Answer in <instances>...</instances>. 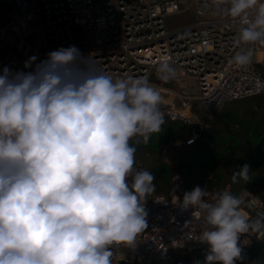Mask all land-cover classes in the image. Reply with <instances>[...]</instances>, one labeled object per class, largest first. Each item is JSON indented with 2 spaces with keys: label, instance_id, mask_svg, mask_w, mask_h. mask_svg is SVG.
Segmentation results:
<instances>
[{
  "label": "clouds",
  "instance_id": "9594fccd",
  "mask_svg": "<svg viewBox=\"0 0 264 264\" xmlns=\"http://www.w3.org/2000/svg\"><path fill=\"white\" fill-rule=\"evenodd\" d=\"M239 22L231 63L243 67L249 46L264 45V0H211ZM34 62L36 57H31ZM28 66L27 63L25 65ZM157 78L177 76L168 58ZM162 94L146 76L113 78L75 46L50 52L34 73L0 75V264H112V246L131 247L147 227L149 171L134 172L130 141L161 132ZM191 142V141H190ZM140 143V139L136 140ZM131 177V182L129 178ZM252 177L249 165L233 183ZM206 189L185 192L181 208L203 213L198 236L205 264H237L243 234L264 229L228 191L206 202Z\"/></svg>",
  "mask_w": 264,
  "mask_h": 264
},
{
  "label": "built area",
  "instance_id": "2783aa9c",
  "mask_svg": "<svg viewBox=\"0 0 264 264\" xmlns=\"http://www.w3.org/2000/svg\"><path fill=\"white\" fill-rule=\"evenodd\" d=\"M181 15L185 24L168 26L169 18ZM239 27L211 0H0V75L5 68L10 77L35 72L50 52L75 46L83 60H94L114 79L146 76L161 91L164 118L190 129L185 145L192 147L206 127L204 113L264 95V45L242 46L253 50L248 65L231 63L240 50L234 43ZM7 35L12 43L4 41ZM165 57L177 71L168 83L156 71ZM224 191L243 201L241 211L250 220L264 221V199L245 189L234 192L230 185ZM185 192L184 180L174 175L166 195L149 194L144 205L148 227L135 245L112 246V263L178 264L173 249L208 248L198 239L207 227L203 213L181 208ZM215 197L204 199L211 203ZM263 235L264 229L243 234L239 246L251 247Z\"/></svg>",
  "mask_w": 264,
  "mask_h": 264
},
{
  "label": "trees",
  "instance_id": "16d2710c",
  "mask_svg": "<svg viewBox=\"0 0 264 264\" xmlns=\"http://www.w3.org/2000/svg\"><path fill=\"white\" fill-rule=\"evenodd\" d=\"M29 73L34 71L26 74ZM164 119L161 132L150 136L147 143L142 138L130 141L136 148L135 162L141 163V168L137 166L139 171H149L155 177V192L151 194L166 195L171 178L180 173L185 177L186 192L199 186L212 193L230 183L234 192L245 189L264 199V95L227 102L213 113L192 150L183 151L177 145L181 138L185 145L190 129L180 122ZM137 139L140 143H136ZM245 164L249 165L252 179L246 183L238 178L233 183V173ZM167 187L165 193H160ZM241 249L242 259L247 260H239L237 264L251 261L247 258L251 255L257 264H264V235L251 247ZM208 251L209 248H198L189 252L194 256L192 261L186 250L173 249L171 254L178 264H205Z\"/></svg>",
  "mask_w": 264,
  "mask_h": 264
},
{
  "label": "rangeland",
  "instance_id": "374dc122",
  "mask_svg": "<svg viewBox=\"0 0 264 264\" xmlns=\"http://www.w3.org/2000/svg\"><path fill=\"white\" fill-rule=\"evenodd\" d=\"M182 17H184V16L181 15V16H179V17H172V18H169L168 21H167L168 26H169V27H175V26H178L179 24H180L179 26H182L183 24H185V22H184V20L182 19ZM179 18H181V19H179ZM4 41L7 42V43H12V42H13V39H12L11 36L7 35ZM37 41H39V40H35V42H37ZM189 83L193 84V83H194V80H193V79H189ZM194 88H196V85H195ZM203 117H204L203 122H204L205 125H207V124L210 122V120L212 119V117H213V113H211L210 115H207V114L204 113ZM166 119H167V118H166ZM202 138H203V137H202ZM202 138H201V139H202ZM177 145H179V146H180V149L183 150V151H186V150H192V149H193V146H192V147H186V146L184 145V138H183V139H182V138L179 139L178 142H177ZM134 165H136V166H138L139 168H141V163H140V162H135ZM195 167H196V168H199L200 166L196 165ZM176 175H180L182 179H183V178L185 179V177H184L182 174H180V173H177ZM225 185H226V186H224L223 189H220L219 191H213L212 193H208V195H207L206 197H210V196L216 195L217 193H219V192H221V191L223 192V191L225 190V188H226L228 185H232V184L228 183V184H225ZM239 188H241V187H238V189H239ZM167 190H168V187H167L163 192H160V193H165ZM154 192H155V191H154ZM163 195H164V194H163ZM188 254L190 255V260L192 261V260L194 259V256H193L191 253H189V252H188ZM252 257H254V256L251 255V256H249V257H247V258H249V260H251V261H256V263H257V259L252 258ZM250 258H251V259H250ZM241 260H242V261H243V260L245 261V260H247V259H241Z\"/></svg>",
  "mask_w": 264,
  "mask_h": 264
},
{
  "label": "water",
  "instance_id": "95a60500",
  "mask_svg": "<svg viewBox=\"0 0 264 264\" xmlns=\"http://www.w3.org/2000/svg\"><path fill=\"white\" fill-rule=\"evenodd\" d=\"M121 264H124V263H121Z\"/></svg>",
  "mask_w": 264,
  "mask_h": 264
}]
</instances>
